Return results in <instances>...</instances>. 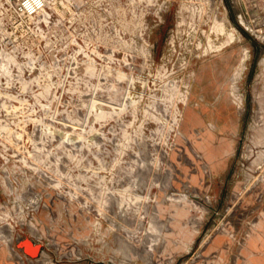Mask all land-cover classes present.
I'll return each mask as SVG.
<instances>
[{
    "label": "rangeland",
    "instance_id": "rangeland-1",
    "mask_svg": "<svg viewBox=\"0 0 264 264\" xmlns=\"http://www.w3.org/2000/svg\"><path fill=\"white\" fill-rule=\"evenodd\" d=\"M14 6L0 0V249L30 237L66 264H248L264 240V0ZM223 100L228 128L183 120Z\"/></svg>",
    "mask_w": 264,
    "mask_h": 264
},
{
    "label": "bare ground",
    "instance_id": "bare-ground-1",
    "mask_svg": "<svg viewBox=\"0 0 264 264\" xmlns=\"http://www.w3.org/2000/svg\"><path fill=\"white\" fill-rule=\"evenodd\" d=\"M55 2V1H54ZM49 3V2H48ZM50 5V4H49ZM224 5V4H223ZM48 7V6H47ZM221 10V9H220ZM225 11L227 12L228 10H227V8L225 9ZM37 14V13H36ZM46 19V18H45ZM219 19V18H218ZM232 27V26H231ZM229 29H230V27H229ZM232 29H233V27H232ZM230 31H232V30H230ZM236 32V31H235ZM240 32V31H239ZM233 33V32H232ZM228 34H230V33H228ZM238 35V34H237ZM233 36V35H232ZM251 44V43H250ZM252 46V45H251ZM254 54V53H253ZM227 57H229V56H227ZM246 58V57H245ZM245 60V59H244ZM252 60H253V58H252ZM263 60V59H262ZM262 60H261V62H262ZM6 61V60H5ZM229 61V58H227V62ZM220 62V59L219 58H213V56H211L208 60H206V61H203V65H202V68H201V71H200V73H199V75H198V81H197V83H196V86H195V88H194V91H193V93H192V95H193V97L194 96H196V94L199 92V89H200V87L205 83V81L208 79V78H210V77H212V75H213V73H214V66L216 65V64H218ZM243 65V64H242ZM16 66V65H15ZM2 70V69H1ZM83 77V76H82ZM89 79V78H88ZM235 79V78H234ZM248 79V78H247ZM87 81V80H86ZM72 82V81H71ZM77 82H79V81H77ZM86 85V84H85ZM72 86H73V84H72ZM77 86V85H76ZM83 86V85H82ZM86 87V86H85ZM87 88V87H86ZM245 88V87H244ZM160 90H161V88H160ZM184 90V89H183ZM161 92V91H160ZM41 93V92H40ZM174 94V93H173ZM243 94V93H242ZM176 99V98H175ZM175 101V100H174ZM190 101H191V97L188 95V98H187V100H186V104L187 105H189L190 104ZM206 101V100H205ZM174 106V105H173ZM200 106H201V111L202 112H206V113H208V114H210L211 115V117L213 118V119H216L221 125H222V128L223 129H226V128H228L229 127V125H230V112L231 111H233V106L231 105V103L230 102H228V101H226V100H223L220 104H218L216 107H214V108H210L208 105H206L205 103H202V104H200ZM171 107V106H170ZM125 110V109H124ZM102 112V111H101ZM244 112V108H241L240 110H239V114H242ZM126 113V112H125ZM128 113V112H127ZM186 113V115H184V119L183 120H185L187 123H189V124H191V126L193 125V124H199V123H202V116L200 115V113L194 108V107H192V106H189L188 107V109H187V111L185 112ZM108 116V115H107ZM110 118V117H109ZM124 118H126V117H124ZM152 118V117H151ZM96 119V118H95ZM101 119V118H100ZM106 119V118H105ZM75 120V119H74ZM104 120V119H103ZM157 120V119H156ZM158 125V124H157ZM156 125V126H157ZM209 126H210V128H211V130L212 129H215L216 128V124L215 123H213V122H211V123H209ZM153 129H154V127H153ZM121 130H122V128H121ZM142 130V129H141ZM177 130V129H176ZM181 130V129H180ZM183 131V130H182ZM127 133V132H126ZM170 133V132H169ZM17 134V133H16ZM181 134V133H180ZM188 134V133H187ZM141 135V134H140ZM164 135V134H163ZM87 137V136H86ZM212 137V133H211V131L210 130H207V134L205 135V137L202 139V149H204V148H206V149H209L210 148V152H209V155L211 154V152H212V149H211V147H210V140H209V138H211ZM178 138V137H177ZM133 139V138H132ZM214 139V138H213ZM19 140V139H18ZM135 140V139H134ZM167 140V139H166ZM177 140V139H176ZM179 140V139H178ZM167 141H169V140H167ZM166 141V142H167ZM181 141V140H180ZM184 141V140H183ZM221 141V140H220ZM232 141V140H231ZM177 142V141H176ZM87 143H89V142H87ZM184 143V142H183ZM212 143V142H211ZM238 143V142H237ZM170 144V143H169ZM228 144V143H227ZM171 145V144H170ZM173 145V144H172ZM3 146V145H2ZM168 146V145H167ZM218 147H220V146H218ZM228 147V146H227ZM145 148V147H144ZM184 148V147H183ZM138 149V148H137ZM217 149V148H216ZM218 149H220V148H218ZM223 149V148H222ZM139 150V149H138ZM144 151V150H143ZM147 151H148V149H147ZM176 151V150H175ZM236 151H237V149H236ZM206 152V151H205ZM140 153V152H139ZM145 153V152H144ZM221 154H222V152H221ZM73 155V154H72ZM153 155V154H152ZM161 156V155H160ZM159 156V157H160ZM175 156V155H174ZM43 157V156H42ZM213 157V156H212ZM73 158H75V157H73ZM123 158H125V157H123ZM133 158V157H132ZM135 158V157H134ZM166 158V157H165ZM172 158V157H171ZM129 159V158H128ZM179 159V158H178ZM214 159V158H213ZM76 160H78V159H76ZM147 160V159H146ZM150 160V159H149ZM175 160V159H174ZM212 160V159H211ZM100 161H101V159H100ZM121 161V160H120ZM133 161V160H132ZM131 161V162H132ZM143 161H144V158H143ZM175 162V161H174ZM139 163V162H138ZM149 163V162H148ZM229 163V162H228ZM132 164V163H131ZM140 164V163H139ZM142 164V163H141ZM161 164V163H160ZM159 164V165H160ZM136 165V164H135ZM163 165V164H162ZM138 166V165H137ZM134 167V166H133ZM165 167V166H164ZM228 168H230V167H228ZM219 169V168H218ZM131 170V169H130ZM158 170V169H157ZM129 171V170H128ZM132 171V170H131ZM151 172V171H150ZM157 172V171H156ZM219 172V171H218ZM128 173V172H127ZM136 173V172H135ZM152 173V172H151ZM194 174H196V173H194ZM138 176V175H137ZM153 176V175H152ZM127 177V176H126ZM133 177V176H132ZM199 177V176H198ZM197 177V178H198ZM97 178V177H96ZM202 178V177H201ZM137 181H138V179H137ZM153 181V180H152ZM160 181V180H159ZM199 181V180H198ZM117 182V181H116ZM115 183V182H114ZM128 184V183H127ZM139 184H140V182H139ZM152 184V183H151ZM156 184V183H155ZM111 185H112V183H111ZM141 185V184H140ZM114 186V185H113ZM138 186V185H137ZM112 187V186H111ZM117 187V186H116ZM134 187H135V185H134ZM158 192V191H157ZM110 193V192H109ZM148 193V192H147ZM93 195H95V194H93ZM109 195V194H108ZM130 195V194H129ZM137 195V194H136ZM131 197V196H130ZM132 199V198H131ZM155 202V201H154ZM117 203V202H116ZM134 204V203H133ZM141 208V207H140ZM130 209V208H129ZM156 209V208H155ZM159 209V208H158ZM147 210V209H146ZM121 211V210H120ZM130 211V210H129ZM99 212V211H98ZM158 212V211H157ZM117 213V212H116ZM126 213V212H125ZM161 213H163V212H161ZM182 213V212H181ZM125 215V214H124ZM123 215V216H124ZM134 215V214H133ZM131 216V215H130ZM142 216V215H141ZM151 216V215H150ZM153 216H155V215H153ZM152 216V217H153ZM128 218V217H127ZM131 218V217H130ZM133 220V219H132ZM162 221V220H161ZM157 223V222H156ZM157 228V227H156ZM155 228V229H156ZM158 230V229H157ZM264 234V233H263ZM151 236H153V235H151ZM38 242V241H37ZM263 242H264V240H263ZM263 244V243H262ZM258 245L257 243H255V245H253L252 247H250V248H248V252L246 253V255L248 254V257L249 258H253L255 255H257L258 254V252L260 251V249L262 248V246H264V245ZM248 264H250V262L248 261Z\"/></svg>",
    "mask_w": 264,
    "mask_h": 264
},
{
    "label": "built area",
    "instance_id": "built-area-1",
    "mask_svg": "<svg viewBox=\"0 0 264 264\" xmlns=\"http://www.w3.org/2000/svg\"><path fill=\"white\" fill-rule=\"evenodd\" d=\"M16 12L22 15H33L41 11L47 5V0H13ZM24 239V238H22ZM22 239H19L22 240ZM34 240V239H33ZM18 241V242H19ZM35 241V240H34ZM37 242V241H35ZM46 245L42 244L39 257H32L23 248L11 252V257L19 264H66L63 259L56 258L51 253L46 252ZM68 264H75V260L68 259Z\"/></svg>",
    "mask_w": 264,
    "mask_h": 264
},
{
    "label": "crops",
    "instance_id": "crops-1",
    "mask_svg": "<svg viewBox=\"0 0 264 264\" xmlns=\"http://www.w3.org/2000/svg\"><path fill=\"white\" fill-rule=\"evenodd\" d=\"M203 113L204 114L200 113V115L202 116V123L195 124V125L203 126L206 124V119L204 115H207V113L206 112H203ZM212 130H210L211 133H212ZM262 245H264V242ZM246 259L247 261L250 262V264H264V246H262L258 254L255 255L253 258L246 257ZM0 264H19V263L11 257L10 253H7L4 250L0 249Z\"/></svg>",
    "mask_w": 264,
    "mask_h": 264
},
{
    "label": "water",
    "instance_id": "water-1",
    "mask_svg": "<svg viewBox=\"0 0 264 264\" xmlns=\"http://www.w3.org/2000/svg\"><path fill=\"white\" fill-rule=\"evenodd\" d=\"M18 247L23 248L32 257H39L42 250V243L35 242L32 238L26 237L18 242Z\"/></svg>",
    "mask_w": 264,
    "mask_h": 264
}]
</instances>
